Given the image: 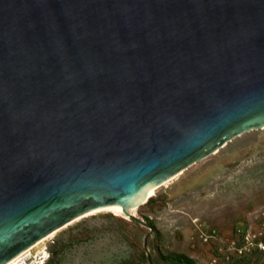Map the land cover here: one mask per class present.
I'll use <instances>...</instances> for the list:
<instances>
[{
	"label": "water",
	"instance_id": "1",
	"mask_svg": "<svg viewBox=\"0 0 264 264\" xmlns=\"http://www.w3.org/2000/svg\"><path fill=\"white\" fill-rule=\"evenodd\" d=\"M263 128L264 0H0V264Z\"/></svg>",
	"mask_w": 264,
	"mask_h": 264
},
{
	"label": "rangeland",
	"instance_id": "2",
	"mask_svg": "<svg viewBox=\"0 0 264 264\" xmlns=\"http://www.w3.org/2000/svg\"><path fill=\"white\" fill-rule=\"evenodd\" d=\"M132 215L102 211L65 225L43 240L37 264H177L170 253L264 264V129L191 166Z\"/></svg>",
	"mask_w": 264,
	"mask_h": 264
},
{
	"label": "bare ground",
	"instance_id": "3",
	"mask_svg": "<svg viewBox=\"0 0 264 264\" xmlns=\"http://www.w3.org/2000/svg\"><path fill=\"white\" fill-rule=\"evenodd\" d=\"M161 186L162 185L154 187L153 189H151L149 192H147L146 194L141 196L139 199H137L136 201H134L130 205H127V204L115 205V206H111V207H108V208H105V209H99V210H95V211L89 212L85 216L90 215V214H94V213H97V212L109 211V210H111V211L112 210H116V211L122 213L123 215L125 214L126 211H128L131 214H133L135 212V210L138 208V205L145 203L154 194V192ZM85 216H83V217H85ZM83 217H80V218L76 219L75 221H77V220H79V219H81ZM58 230H56V231H58ZM56 231L52 232L51 234L47 235L46 237H44L43 239H41L40 241L35 243L33 246L28 248L26 251H24L22 254L17 256L15 259H13L8 264H18L21 261H24V263H22V264H37L38 260L40 259V257L43 254V251H42L43 250V245H42L43 244V240L45 238L49 237L50 235H52L53 233H55Z\"/></svg>",
	"mask_w": 264,
	"mask_h": 264
},
{
	"label": "trees",
	"instance_id": "4",
	"mask_svg": "<svg viewBox=\"0 0 264 264\" xmlns=\"http://www.w3.org/2000/svg\"><path fill=\"white\" fill-rule=\"evenodd\" d=\"M149 228L152 230V233L157 235V237H161L160 232L156 229L154 224L150 221H149ZM168 256L169 257H167V258H169L170 261L175 262L177 264H197L193 259L189 258L188 256H186L184 254L170 253V254H168Z\"/></svg>",
	"mask_w": 264,
	"mask_h": 264
},
{
	"label": "built area",
	"instance_id": "5",
	"mask_svg": "<svg viewBox=\"0 0 264 264\" xmlns=\"http://www.w3.org/2000/svg\"><path fill=\"white\" fill-rule=\"evenodd\" d=\"M22 263H24V261H21L20 263H18V264H22Z\"/></svg>",
	"mask_w": 264,
	"mask_h": 264
}]
</instances>
